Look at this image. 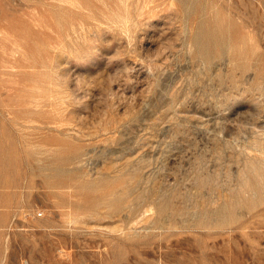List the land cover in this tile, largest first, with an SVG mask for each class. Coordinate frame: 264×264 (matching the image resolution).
Segmentation results:
<instances>
[{"label":"rangeland","instance_id":"1","mask_svg":"<svg viewBox=\"0 0 264 264\" xmlns=\"http://www.w3.org/2000/svg\"><path fill=\"white\" fill-rule=\"evenodd\" d=\"M0 32V264H264V0H0Z\"/></svg>","mask_w":264,"mask_h":264},{"label":"bare ground","instance_id":"2","mask_svg":"<svg viewBox=\"0 0 264 264\" xmlns=\"http://www.w3.org/2000/svg\"><path fill=\"white\" fill-rule=\"evenodd\" d=\"M121 1V0H120ZM149 2V1H148ZM144 3V2H143ZM146 3V2H145ZM140 4H141V1H140ZM126 7V6H125ZM124 7V8H125ZM125 14V13H124ZM118 15V14H117ZM123 16V15H122ZM125 18V17H124ZM128 18V17H127ZM126 21H127V19H126ZM126 21H124V22H126ZM4 30V29H3ZM5 32L7 31V30H4ZM1 33V32H0ZM7 33V32H6ZM8 35V34H7ZM9 36V35H8ZM1 38H2V36H1ZM14 40V39H13ZM6 41V40H5ZM22 42V41H21ZM24 42V41H23ZM9 43V42H8ZM2 44H5V42L4 43H2ZM18 44H19V42H18ZM4 46V45H3ZM12 48H14V47H12ZM19 48V47H18ZM17 49V48H16ZM24 49V48H23ZM15 50V49H14ZM5 51V50H4ZM7 51V50H6ZM5 51V52H6ZM10 50H8V52H9ZM19 51H21V49L19 50ZM23 52H25V51H23ZM16 53V52H15ZM20 53V52H19ZM9 54V53H8ZM26 54V53H25ZM11 55H12V53H11ZM22 55H24V54H22ZM9 56V55H8ZM13 56V55H12ZM15 56V55H14ZM13 56V57H14ZM6 59H8V58H6ZM15 60V59H14ZM31 60V59H30ZM37 60V59H36ZM36 60H34V61H36ZM3 61V60H2ZM7 62H8V60H7ZM15 62V61H14ZM10 64V63H9ZM1 65V64H0ZM15 65V64H14ZM16 66V65H15ZM1 67H2V65H1ZM8 67V66H7ZM37 86V85H36ZM39 86V85H38ZM36 88L37 87H35V90H36ZM34 90V91H35ZM40 94V93H39ZM37 97V96H36ZM43 98V97H42ZM35 99V98H34ZM45 99V98H44ZM38 103V102H37ZM40 103V102H39ZM44 103V102H43ZM36 104V103H35ZM35 107H37V106H35ZM28 115V114H27ZM57 176H59V175H57ZM61 178V177H60ZM56 179V178H55ZM62 179V178H61ZM62 181H64V180H62ZM69 182V181H68ZM72 182V181H71ZM65 183H67V182H65ZM76 183V182H75ZM78 183V182H77ZM50 184H52V183H50ZM70 184H72L73 185V183H70ZM79 184V183H78ZM80 184H81V182H80ZM67 185V184H66ZM75 185H77V184H75ZM60 186V185H59ZM53 187V186H52ZM68 187H69V185H68ZM74 187V186H73ZM53 188H55V187H53ZM62 188V187H61ZM64 189V188H63ZM70 189V188H69ZM84 189V188H83ZM124 189V188H123ZM78 190V189H77ZM81 190V189H80ZM58 191V190H57ZM84 191V190H83ZM69 192V191H68ZM82 191H80V193H81ZM79 193V192H78ZM107 193V192H106ZM105 193V194H106ZM111 193V192H110ZM95 197V196H94ZM99 199V198H98ZM90 200H91V198H90ZM94 200H96L95 198H94ZM115 200V199H114ZM116 200H119V199H117L116 198ZM100 201V200H99ZM79 202V201H78ZM77 202V203H78ZM92 202V201H91ZM109 202V201H108ZM83 203V202H82ZM89 203V202H88ZM96 204V202L94 203V205ZM70 205V204H69ZM82 205V204H81ZM87 206H88V204H86ZM72 206V205H71ZM89 206L91 207L92 205L91 204H89ZM94 207V206H93ZM112 207V206H111ZM85 208V207H84ZM72 209V208H71ZM76 209V208H75ZM82 209V208H81ZM76 211V210H75ZM72 212H73V210H72ZM78 212V211H77ZM74 213V212H73ZM79 213H81V212H79ZM221 214H222V212H221ZM78 215V214H77Z\"/></svg>","mask_w":264,"mask_h":264}]
</instances>
